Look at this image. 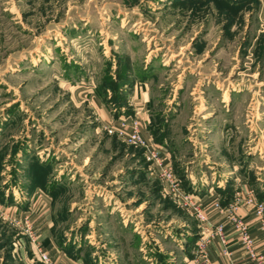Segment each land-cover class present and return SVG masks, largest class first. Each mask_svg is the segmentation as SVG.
I'll return each mask as SVG.
<instances>
[{
    "label": "rangeland",
    "instance_id": "1",
    "mask_svg": "<svg viewBox=\"0 0 264 264\" xmlns=\"http://www.w3.org/2000/svg\"><path fill=\"white\" fill-rule=\"evenodd\" d=\"M263 10L264 0H0V264H44L26 232L37 230V218L23 205L26 186L49 192L52 181L53 228L64 247L78 240L75 252L90 261L105 234L111 241L100 249L109 255L178 260L176 240L196 218L164 190L139 147L106 134L85 95L91 87L115 109L114 82L123 89L133 77L148 80V130L162 136L170 121L167 148L186 192V167L200 192L215 184L211 171H222L213 161L224 160L248 170L261 196ZM10 205L22 216L17 230L5 216Z\"/></svg>",
    "mask_w": 264,
    "mask_h": 264
},
{
    "label": "crops",
    "instance_id": "2",
    "mask_svg": "<svg viewBox=\"0 0 264 264\" xmlns=\"http://www.w3.org/2000/svg\"><path fill=\"white\" fill-rule=\"evenodd\" d=\"M131 76L133 77L132 74ZM133 78H135V79H131L134 80L133 82H131L133 83V85H131L130 83L131 80H129V87H127L126 84H123L122 86L123 89L119 88L120 93L122 92L124 93L126 91V94L124 97V101L119 104V109L116 115L114 114L116 108L114 109L108 104L103 103L102 100L99 98V95L95 93L92 87L88 91H86L85 95L93 98L96 104L95 111H97L98 113L99 121L104 131H105V127L114 125L115 123H117V120L122 118H131L137 114L141 119V128L143 130V136L149 142H152L158 146H162L166 156L170 158V161L172 162V157L167 148L168 147L167 142L169 137L167 133L169 132V129H171L170 128L171 124L169 123L170 121H168L165 118L167 125L166 126L163 125L162 129L160 128L161 130L160 132L161 134L163 133L162 134L163 137L161 140L158 141L154 140L153 136L148 130L149 126L151 125V117H150L151 114L148 110V106H149L148 103L150 101V89L148 86V80L147 79L142 80L136 77ZM119 85L121 84L119 83ZM165 112H167L166 109L162 111L163 117H167V115H169V113H167L166 115ZM213 163L215 164V166L213 167L211 166V168L215 170V167L217 168L218 166H221L222 171L217 173L215 171H211L212 176L210 177H213L212 183L215 182L214 177L216 178L215 184L213 185L206 184L199 190L200 192H197V189L199 187L198 185L199 183L197 179L194 180L191 172L188 171L189 167L192 165L184 169V171L187 173L185 177L186 179H188V182L190 184V190H188V192L196 193L197 196L196 202L202 208L206 220L205 222L202 223L190 212V216L196 218L195 226L191 229L192 232H188L186 234H183L182 235L183 237L177 238L176 243L177 246H179V248L181 249V253L178 256V260L177 259L174 260V264H250L248 252L246 248L239 241V236L235 228L229 221V218L227 216L228 214L227 208L232 203L234 199V194L236 192L245 194V192L251 191L257 200L260 199L256 197L255 188L251 187L245 178L246 176L245 173L248 170L245 169L243 171H240L238 165H234L232 167L233 168L232 170L228 168L229 163L224 160H222L221 163L219 161L216 162L213 161ZM53 170L54 167L52 171ZM253 173H257V172H253ZM250 174L251 173L247 172V175ZM202 176L208 177L204 173L202 174ZM218 177L220 179H218ZM256 179L259 181L258 189L262 190L261 192L264 193L263 177L256 176ZM196 182L197 185L195 186ZM26 188H27L26 189L27 193L25 197L26 200L23 205V210H25L26 213H30L37 218L36 220L38 222L37 224L38 226L36 232L38 235L39 243L41 244V242H43L41 248L50 257V259L56 262L57 264H155L156 263L155 257L146 256L145 258L144 256H142L141 258L140 257L137 258V256H135L133 252H131L130 254L128 252H125V254H123V256L121 257H115L109 255L105 251L102 252L100 246L104 247L105 245L106 247L108 246L107 245L108 242L111 241V239H109L108 236L105 234H103L102 236L103 237L102 241L104 240L106 241H104L103 244L99 243L98 245L97 243L94 245L95 250L91 253L93 259L90 261L83 257L82 254L83 249L82 250L80 249L81 251L79 252V254L75 252V249H78V246H80L81 248V244L78 242V240L74 241L73 239L72 242H75L73 249L64 247L65 245L63 244V240L59 239L57 233H55V229L53 228L54 225L57 224L53 217V206H52L53 195L56 190H54L52 193H48V191H46L40 185H32V184H29L28 186H26ZM164 190L166 189L164 188ZM260 201H264V199ZM215 202L219 203L220 209H216L214 207ZM113 204H116L115 200H113ZM117 206L118 205L112 207L109 210V212L113 213V211L116 209ZM3 208H5L6 211L5 216L9 220V223H11L14 229L17 230V217H19V219L20 217H22V216H17V206L10 205L8 207L6 206ZM239 214L241 215L242 221L249 228V234L251 239L253 240L254 243L253 245L255 249L264 258V227H262L261 223L258 221L254 212V208L250 205L242 204V206L239 209ZM107 219H109L110 221V218ZM122 223H124L123 220ZM86 224L88 226L89 223L84 222V226ZM125 224L126 222L124 223V225ZM219 224L224 226V235L227 238V248L229 253L226 255L223 254L224 246L220 242L218 236L216 235H213L205 250H199L197 246V242L200 235L205 233V229L207 228L212 229L213 227ZM80 225L81 224H79V226ZM69 229H72V227H70ZM77 232L80 235L82 233V230L77 229ZM89 232L90 234L85 233L83 237L91 236V231ZM92 233H94V231ZM98 236H100V234ZM33 250L36 251V248L33 247L31 249V253H33ZM21 253L23 255L24 252L22 251ZM164 253H166V251ZM168 253L170 255V252ZM95 254L97 255L94 256ZM169 259L172 260L174 258L169 256Z\"/></svg>",
    "mask_w": 264,
    "mask_h": 264
},
{
    "label": "built area",
    "instance_id": "3",
    "mask_svg": "<svg viewBox=\"0 0 264 264\" xmlns=\"http://www.w3.org/2000/svg\"><path fill=\"white\" fill-rule=\"evenodd\" d=\"M105 132L108 135L114 136L121 142L139 147L142 150L144 160L147 162L148 169L154 173L162 182L164 188L173 193L178 199L181 206L188 209L200 222H205L206 218L202 208L196 202V193L186 192L181 187V180L176 176L174 167L170 158H168L162 146H158L149 142L144 136L141 128V119L136 114L131 118H122L117 120V123L109 127H105ZM242 204L250 205L254 208L255 215L258 221L264 227V201L257 200L251 191L241 194L236 192L232 203L228 206V218L230 223L235 228L239 241L246 248L250 264H264V258L254 247L253 240L249 234L248 226L242 221L239 209ZM214 207L220 209L219 203L215 202ZM30 242L35 246L33 250L34 257L41 260L44 264H57L40 247L38 235L27 226ZM213 235L218 236L223 244V254H228L227 238L224 235V226L219 224L212 229H205V233L201 234L197 246L199 250H205Z\"/></svg>",
    "mask_w": 264,
    "mask_h": 264
},
{
    "label": "trees",
    "instance_id": "4",
    "mask_svg": "<svg viewBox=\"0 0 264 264\" xmlns=\"http://www.w3.org/2000/svg\"><path fill=\"white\" fill-rule=\"evenodd\" d=\"M112 85H113V88H114L115 91H116L115 93H117V92L120 93V92H119V88H118V86H116V83L114 82ZM98 94H99V96H101V97L104 96V95H103V94H104L103 91H101V92L99 91ZM115 95H117L116 97H117V99L119 100V101H118V106L116 107L117 110H115L116 112H114V114L116 115V114H117V111H118V109H119V104H120L121 102L124 101L125 94H124V93H120V94H115ZM108 104H109V103H108ZM162 134H163V133H162ZM162 137H163V135L154 138V140H157V141H158V140H161ZM45 166H46V165H45ZM47 166H48V165H47ZM47 166H46V167H47ZM47 168H48V167H47ZM55 183H56V182H55ZM55 183H53V181H52L51 188H50V190H49L48 193H52V192L54 191V189H55L54 186H55L56 184L58 185V183H56V184H55ZM54 184H55V185H54ZM32 185H40V186L42 187V184H41V183H39V184L36 183V184H32ZM187 190H190V188L187 187ZM263 195H264V193H262L261 196L259 195L258 198H259L260 200L264 199V196H263ZM227 198H228V197H227ZM155 264H163V261H162V260L159 261V262L157 261Z\"/></svg>",
    "mask_w": 264,
    "mask_h": 264
}]
</instances>
